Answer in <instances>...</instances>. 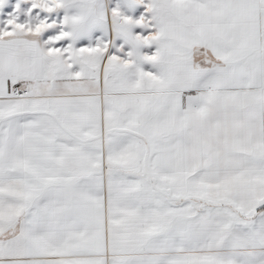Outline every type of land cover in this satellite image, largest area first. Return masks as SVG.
Returning a JSON list of instances; mask_svg holds the SVG:
<instances>
[{
    "label": "snow or ice",
    "instance_id": "6c2138e0",
    "mask_svg": "<svg viewBox=\"0 0 264 264\" xmlns=\"http://www.w3.org/2000/svg\"><path fill=\"white\" fill-rule=\"evenodd\" d=\"M0 264H264V0H0Z\"/></svg>",
    "mask_w": 264,
    "mask_h": 264
}]
</instances>
